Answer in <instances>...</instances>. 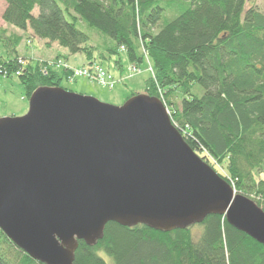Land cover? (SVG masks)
<instances>
[{"label": "trees", "instance_id": "obj_1", "mask_svg": "<svg viewBox=\"0 0 264 264\" xmlns=\"http://www.w3.org/2000/svg\"><path fill=\"white\" fill-rule=\"evenodd\" d=\"M2 1L5 25L30 31L48 46L83 54L85 66L104 68L103 62L115 59L114 67L122 71L121 54L136 68L146 59L152 75L145 81V95L160 100L185 143L202 153L212 170L209 159L225 164L227 177L218 176L235 193L264 211V12L253 6L254 0ZM80 23L96 31L99 45H89ZM20 41L0 31L4 78H18L27 101L38 88L64 89L62 81L71 71L57 68L56 61L18 64ZM194 226L200 234L192 233ZM108 262L264 264V247L216 215L169 233L108 223L95 245L78 242L73 264ZM0 264L39 263L0 230Z\"/></svg>", "mask_w": 264, "mask_h": 264}, {"label": "water", "instance_id": "obj_2", "mask_svg": "<svg viewBox=\"0 0 264 264\" xmlns=\"http://www.w3.org/2000/svg\"><path fill=\"white\" fill-rule=\"evenodd\" d=\"M264 247V211L235 193L172 125L159 99L121 106L38 88L0 119V230L39 264H73L106 224L169 233L208 216Z\"/></svg>", "mask_w": 264, "mask_h": 264}, {"label": "rangeland", "instance_id": "obj_3", "mask_svg": "<svg viewBox=\"0 0 264 264\" xmlns=\"http://www.w3.org/2000/svg\"><path fill=\"white\" fill-rule=\"evenodd\" d=\"M252 3L246 6V9L250 8ZM253 6L264 12V0H254ZM5 8V4L0 0V31H6V36H20L21 41L17 47L16 55L19 60L24 63L22 66H27L29 63H35L37 61H47L51 65L53 62L58 63L65 61L72 68H81L87 65L86 58L83 54H70L66 49L59 47L57 44L47 45L46 41L35 38L30 31L22 32L13 27L5 25L1 19V15ZM37 9L34 11V15H37ZM78 28L85 33L89 38V45H99L98 37L95 34L96 31L89 28L85 23H80ZM10 47V45H8ZM11 48L8 49L10 51ZM120 59L122 61V71H118L114 67V60L102 64V66L108 70L110 75L117 81L113 90L105 89L97 84L88 80L78 78L74 81H62L61 87L67 91L92 97L101 103L119 107L125 99L131 94L145 95V81L151 77L149 68V62L145 59L144 62L138 67V71H131L130 65L123 54ZM58 60V61H57ZM24 88L19 82L18 78H2L0 77V119L7 117H20L27 112L28 101L24 98ZM200 159L204 156L200 152H195ZM203 161V160H202ZM204 162V161H203ZM206 162V161H205ZM204 162V163H205ZM208 163L213 167L218 175L227 177L225 164L223 166L216 165L212 160H208ZM200 228L197 226L192 227V233L194 235L200 234ZM107 262L108 259L104 258ZM110 264V262H108Z\"/></svg>", "mask_w": 264, "mask_h": 264}, {"label": "built area", "instance_id": "obj_4", "mask_svg": "<svg viewBox=\"0 0 264 264\" xmlns=\"http://www.w3.org/2000/svg\"><path fill=\"white\" fill-rule=\"evenodd\" d=\"M18 64L23 65V62L19 60ZM55 66L57 68L64 67L71 71L70 76L68 77L69 82L74 81L78 78H82L109 90H113L117 83V81L110 75V73H108V71H106L104 68L96 64L85 66L79 69L71 68L62 62H58ZM129 68L133 72L138 71V68H136L135 66H131ZM149 68L152 75L150 64H149ZM4 76L5 74H1L0 72V77L4 78Z\"/></svg>", "mask_w": 264, "mask_h": 264}]
</instances>
